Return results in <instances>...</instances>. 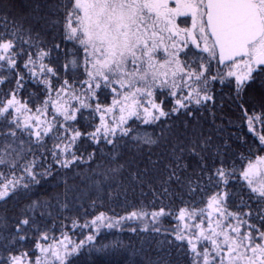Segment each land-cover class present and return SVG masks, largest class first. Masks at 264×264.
Wrapping results in <instances>:
<instances>
[{
    "label": "snow or ice",
    "instance_id": "obj_1",
    "mask_svg": "<svg viewBox=\"0 0 264 264\" xmlns=\"http://www.w3.org/2000/svg\"><path fill=\"white\" fill-rule=\"evenodd\" d=\"M0 206V264H264V0H0Z\"/></svg>",
    "mask_w": 264,
    "mask_h": 264
},
{
    "label": "trees",
    "instance_id": "obj_2",
    "mask_svg": "<svg viewBox=\"0 0 264 264\" xmlns=\"http://www.w3.org/2000/svg\"><path fill=\"white\" fill-rule=\"evenodd\" d=\"M35 85L29 83V91L35 89ZM27 98V97H25ZM219 102V101H218ZM225 107L227 108V103L225 101ZM151 131V129H149ZM49 142V146H50ZM159 151V149H156ZM79 181H77L78 183ZM57 181H51L44 185V187L49 192H55ZM83 187V185H81ZM107 187V185L105 186ZM113 188L116 186L113 185ZM147 191V189H145ZM77 194H79V189L77 190ZM97 194L95 191L89 190L88 195H83L79 200H73L71 204V208L73 209V213L78 211L81 215L84 213V209L86 208L89 213L93 212V209L89 207L90 199L89 197H95ZM153 199L151 193L149 192L148 195L142 196L140 189L137 188L135 192L129 191L127 195L124 194L117 195L116 192H113L112 198L109 199L107 195L102 197L103 203L101 201H97L96 209L103 210L108 212L109 215L119 214L124 215L126 214V210H131L133 205H141V203L145 206H148L149 210H151L150 201ZM14 203V202H13ZM157 205L160 201H156ZM167 203V200H165ZM83 204L84 208H81L80 205ZM10 210L12 208V203L7 206ZM58 211V209H57ZM73 213H65V214H73ZM4 214L3 206H0V215ZM56 212H54V215ZM59 221L60 218L56 220L57 228H59ZM52 221L49 220L48 223L50 224ZM165 227H169L168 223L165 222ZM105 234L108 236L109 240L120 239L125 244L130 245L131 248L136 250V256L134 259L136 260L137 264H148V261L151 260L153 262H158L162 257L171 262V264H183V256L176 252L175 249H171V255H167L169 251L168 248L165 246L158 245L157 243V236L154 233H140L139 235L132 234L127 230L120 232L116 230L108 231L104 230ZM56 235L59 236V231L56 232ZM74 239L76 237H73ZM162 239V237H160ZM129 256V253H124L122 255L114 257V259L125 260Z\"/></svg>",
    "mask_w": 264,
    "mask_h": 264
}]
</instances>
